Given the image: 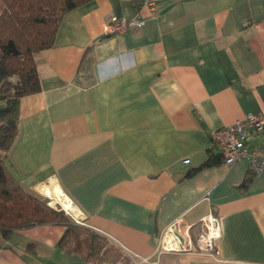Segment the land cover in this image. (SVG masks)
I'll return each instance as SVG.
<instances>
[{
    "label": "crops",
    "instance_id": "obj_1",
    "mask_svg": "<svg viewBox=\"0 0 264 264\" xmlns=\"http://www.w3.org/2000/svg\"><path fill=\"white\" fill-rule=\"evenodd\" d=\"M136 12L141 27L104 32L109 16ZM34 58L41 88L20 98L7 153L26 191L45 197L55 179L86 227L129 257L157 255L176 220L195 238L213 212L215 254L165 251L157 264H264V172L223 163L209 134L264 117V0H88ZM65 231L0 230V264H83Z\"/></svg>",
    "mask_w": 264,
    "mask_h": 264
},
{
    "label": "trees",
    "instance_id": "obj_2",
    "mask_svg": "<svg viewBox=\"0 0 264 264\" xmlns=\"http://www.w3.org/2000/svg\"><path fill=\"white\" fill-rule=\"evenodd\" d=\"M86 1L0 0V230L7 236L14 228L61 223L66 226L61 241H70L67 250L79 253L83 264L128 263L132 259L119 246L26 191L8 163L18 132L19 100L41 88L34 56L53 44L62 16Z\"/></svg>",
    "mask_w": 264,
    "mask_h": 264
},
{
    "label": "built area",
    "instance_id": "obj_3",
    "mask_svg": "<svg viewBox=\"0 0 264 264\" xmlns=\"http://www.w3.org/2000/svg\"><path fill=\"white\" fill-rule=\"evenodd\" d=\"M147 4L152 7L151 1ZM141 16L140 12H136L130 18L111 15L105 20L103 30L106 34L121 35L132 27H141L143 23ZM209 134L211 147L215 148L223 163L231 164L246 160L248 171L252 175L264 172V117L262 115L248 113L244 118L236 119L229 125L210 130ZM183 162L187 163L188 159H183ZM66 213L74 222L85 224V217L80 209L78 213ZM190 226L191 224H182L179 220L172 222L163 230L156 251H201L210 255L215 254L217 252L216 240L221 235L218 215L213 212L202 215L199 218V231L195 238L191 237ZM165 235L168 236L166 241L164 240ZM130 257L139 259L140 264L149 261V257L133 258L131 254Z\"/></svg>",
    "mask_w": 264,
    "mask_h": 264
},
{
    "label": "bare ground",
    "instance_id": "obj_4",
    "mask_svg": "<svg viewBox=\"0 0 264 264\" xmlns=\"http://www.w3.org/2000/svg\"><path fill=\"white\" fill-rule=\"evenodd\" d=\"M54 180H50L48 183H44L40 186V191L49 198L48 203L53 206L59 204L60 207L66 212L78 213V208L70 200V198L65 195V193ZM167 238L168 236L165 235L164 240L166 241Z\"/></svg>",
    "mask_w": 264,
    "mask_h": 264
},
{
    "label": "rangeland",
    "instance_id": "obj_5",
    "mask_svg": "<svg viewBox=\"0 0 264 264\" xmlns=\"http://www.w3.org/2000/svg\"><path fill=\"white\" fill-rule=\"evenodd\" d=\"M44 200H46L47 202H48V197L47 196H45V197H42ZM50 205V204H49ZM52 207H54V208H56V209H62L61 207H60V205L58 204V205H55V206H53L52 205ZM64 211V210H63ZM65 212V211H64ZM66 213V212H65ZM67 214V213H66ZM68 216H69V214H67ZM123 252V251H122ZM162 253H165V251L164 252H157L156 254L157 255H155V256H152L151 257V259H149V261L148 262H141V264H157L159 261V255H162ZM174 253H176V252H174ZM179 253V252H178ZM132 257L133 258H135V257H137V255L136 256H134V255H132ZM179 257V256H178ZM180 257H182V258H185V255H182V256H180ZM130 258V257H129ZM132 259V258H131ZM138 260L139 259H132V261L131 262H128V263H126V262H124L123 260H119V261H117L118 262V264H138L139 262H138ZM138 263H137V262ZM140 264V263H139Z\"/></svg>",
    "mask_w": 264,
    "mask_h": 264
},
{
    "label": "water",
    "instance_id": "obj_6",
    "mask_svg": "<svg viewBox=\"0 0 264 264\" xmlns=\"http://www.w3.org/2000/svg\"><path fill=\"white\" fill-rule=\"evenodd\" d=\"M47 204H49V203L47 202ZM50 206H52V205H50Z\"/></svg>",
    "mask_w": 264,
    "mask_h": 264
}]
</instances>
